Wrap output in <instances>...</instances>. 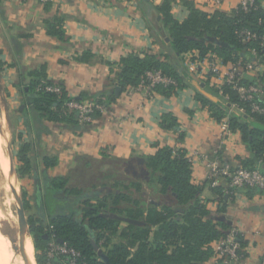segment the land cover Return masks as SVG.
<instances>
[{
  "label": "crops",
  "instance_id": "0c3cea01",
  "mask_svg": "<svg viewBox=\"0 0 264 264\" xmlns=\"http://www.w3.org/2000/svg\"><path fill=\"white\" fill-rule=\"evenodd\" d=\"M192 1L208 13L221 11L233 14L241 0ZM162 2L55 0L46 9L41 0H0V87L9 112L15 115L19 134L17 153L21 145H31L28 152L31 174L26 179L28 182L35 179L36 185L42 189L53 177L70 176L82 169L85 167L83 162L100 164L106 170L115 165L110 160H137L140 166L144 157L155 154L159 147L184 149L192 162L194 183L204 185L202 196L210 201V217L227 224V232L235 229L234 241L241 248L238 237L246 243L242 248L247 254L243 264H262L264 190L248 194L247 190L240 189L233 197H227L226 211L219 212V201L212 189L221 187L226 191L229 181L220 177L217 185L210 183L212 164L234 169L242 166L243 161L254 159V153L242 134L230 130L225 135L223 120L214 118L197 99L198 91L203 90L217 100L210 87L219 80L213 78L206 86L187 73L186 85L176 94L149 93L138 87L116 93L120 86V61L132 53L156 54L180 67L181 71L184 68V60L182 62L173 51L169 35L160 21L156 7ZM258 2L264 7V0ZM172 11L178 21H183L189 14L181 3L174 4ZM54 17L64 19L66 41L47 34L45 20ZM203 40L215 46L222 45L211 35H206ZM248 58L257 64V69H243L241 76L257 79L264 74V55L251 51ZM43 66L48 79L63 86L71 97L83 94L99 97L115 93L117 98L108 111L96 117L91 124L36 119L29 109L31 98L23 88L28 87L32 80L30 73ZM201 66L207 71L208 60ZM261 100L264 102V93ZM230 112L244 113L233 107ZM168 113L175 116L177 125L165 130L161 127V120ZM45 157L55 158L57 164L47 168ZM257 164L264 168L262 163ZM144 190L143 196L151 199L150 189L144 186ZM88 192L90 195L87 197H102L108 189L98 187ZM38 200L42 202L43 196L40 195ZM75 208H78L77 204L70 210ZM208 264L213 263L209 261Z\"/></svg>",
  "mask_w": 264,
  "mask_h": 264
},
{
  "label": "trees",
  "instance_id": "16d2710c",
  "mask_svg": "<svg viewBox=\"0 0 264 264\" xmlns=\"http://www.w3.org/2000/svg\"><path fill=\"white\" fill-rule=\"evenodd\" d=\"M176 3H181L189 11L183 21H178L173 15ZM50 5L46 3V9ZM156 9L161 16L163 28L169 35L172 49L182 62L189 53L197 59L215 53L225 64L240 62L243 65L250 61L248 54L251 51L264 55V7L258 0L255 8L245 10L239 5L233 14L221 11L208 13L198 8L192 0H163ZM45 25L49 36L61 41L67 40L62 17L46 19ZM243 31H250L255 38L243 41ZM206 35L218 38L222 45L206 43L203 40ZM120 68L119 85L124 91L137 87L150 70H160L177 83L166 87L158 85L154 89L156 92L172 95L186 85L185 67L181 71L180 67L156 54L132 53L121 59ZM30 75L32 80L23 91L31 98L29 109L36 119L66 124L81 123L78 110L70 108L69 102L82 103L89 99L97 105L109 107L117 98L115 93L99 97L85 94L71 97L61 85L59 92L49 90V86L56 84L48 79L45 66L32 71ZM213 78V74L208 75L206 86ZM238 84H259L264 89V74L257 79L241 77ZM220 89L224 96L229 97L227 103H223L225 97L219 95ZM210 91L218 99L199 90L197 99L200 104L218 121L228 117L229 129L239 131L254 153V159L243 161L242 166L248 169L260 168L257 162L264 166V112L254 111L252 105L258 101L264 107V102L261 98L243 100L229 83L221 87L212 85ZM233 105L243 107L244 113L238 115L230 112ZM100 115L101 111L94 109L93 116L96 118ZM175 125V116L170 113L163 115V129L170 130ZM30 149V144H24L17 153L18 160L24 166L19 175L21 179L31 174L28 157ZM44 162L47 168L57 164V160L51 157H45ZM83 163L85 167L92 166L91 162ZM140 167L147 174L146 181L137 178H124L121 181L112 174L107 178L114 180L113 183L109 186L107 183L100 185L108 189L105 195L78 201L81 218L70 208L76 204V198L97 188L98 184L85 190L71 186L72 175L48 180L44 188H40L43 192L42 203L49 216L48 224L34 218L29 219L38 264L46 262L45 250L51 233L55 234L57 240L62 239L61 243L80 251L86 264H208L215 253L213 243L226 236L228 226L210 217V201L202 196L204 185H197L193 181L192 162L186 151L168 146L159 147L155 154L144 157ZM260 169L264 172V168ZM144 186L151 190L152 198L149 200L143 196ZM243 189L248 194L260 190L251 187ZM212 190L219 201L218 211L225 212L227 197H233L235 192L231 193L229 188L225 191L221 187H213ZM158 197H169V200L161 202L157 200ZM238 238L243 248L246 243L241 237ZM93 242L102 249L101 254ZM239 255L242 258L247 256L243 249L239 250Z\"/></svg>",
  "mask_w": 264,
  "mask_h": 264
},
{
  "label": "built area",
  "instance_id": "2783aa9c",
  "mask_svg": "<svg viewBox=\"0 0 264 264\" xmlns=\"http://www.w3.org/2000/svg\"><path fill=\"white\" fill-rule=\"evenodd\" d=\"M44 4L54 3L55 0H41ZM240 5L245 10L256 7V0H241ZM243 41H248L255 38L250 31L242 32ZM264 40V38H263ZM141 55L143 52H139ZM192 56H191V55ZM185 56V69L188 75L199 82H205L208 79L209 74L214 75V79L219 80L216 82L218 87H221L225 83L233 85L241 98L246 101H252L256 98H261L264 93V89L259 84H252L249 86L239 85L238 80L242 77L241 71H254L257 69V64L255 62L249 61L245 65L242 63H229L225 64L223 60L215 53L208 54L203 59L194 58L192 53ZM208 60V70L205 71L202 68V63ZM227 67V68H226ZM226 68V70H223ZM176 81L164 75L160 70H150L145 73L142 77L141 83L137 86L140 89H146L149 93L155 91V87L162 85L164 87L169 85H176ZM49 90L59 92L61 90L60 85L49 86ZM219 95L224 96L223 90L220 89ZM225 100L223 103H227L229 100L228 96H224ZM254 111L264 112V107H261L259 102H253ZM68 106L70 108L77 109L79 112V121L84 124H91L95 120L93 116L94 109L100 110L101 113H106L109 107L104 105H97L92 100H86L82 103L79 102H69ZM233 108H238L244 112L243 107L239 105H233ZM228 120L223 119V132L225 135L229 133ZM190 159V158H189ZM210 181L212 185H217L220 177L228 178L229 184L228 188L234 192L245 188H257L264 190V172L260 168L248 169L243 166H238L236 168H223L217 166L216 163L212 164L210 172ZM237 231L231 229V231L226 233L225 237L220 238L213 243V248L215 250L214 255L210 259L213 264H243V258L239 255V250L242 248L234 241ZM46 262L45 264H86L82 258V254L76 248L69 246L66 243H61L57 240L54 233H51L50 241L45 250ZM264 264V261L262 262Z\"/></svg>",
  "mask_w": 264,
  "mask_h": 264
},
{
  "label": "rangeland",
  "instance_id": "374dc122",
  "mask_svg": "<svg viewBox=\"0 0 264 264\" xmlns=\"http://www.w3.org/2000/svg\"><path fill=\"white\" fill-rule=\"evenodd\" d=\"M205 83V82H203ZM0 130L4 131V135L7 139V146L10 152V158L12 160V167L15 174L16 183L14 186L8 185V182L0 173V232L6 247V251H14L17 253L19 247L17 243L19 242L17 232L19 219H21L19 213L23 209L25 211V217L22 220L24 230L30 235L33 246H34V258L37 262L36 255L37 249L35 247V240L33 235L30 233L29 219L34 218L35 220H40L46 225L49 221L48 213L43 206V203L37 199V195L41 194L40 187L35 183L36 180L32 179V182H28L26 178L21 179L19 175L22 173L23 165L18 160L17 155V142H18V129L16 127L15 115L9 112V107L4 98V91L0 87ZM8 135V136H7ZM110 163H114L112 169H104L100 164L94 163L92 166L82 167L72 173V183L71 186H75L81 189H88L93 184L107 183L108 186L113 183L114 180L109 177V175L114 174L117 179L124 178H137L142 181L147 180L146 172L140 168L137 160H130L127 162L110 160ZM131 169V170H130ZM133 172V175L131 174ZM28 178V177H27ZM126 180V179H125ZM11 188H10V187ZM97 187V188H98ZM146 190H144L143 194ZM151 191V190H150ZM90 195V192L84 193L75 203L79 208L71 209L78 218L81 217V207L80 203L84 198ZM59 197H61L59 195ZM169 197H158V201L166 202ZM75 199V198H73ZM79 201V202H78ZM80 213V216L77 214ZM19 217V218H18ZM7 241V243H6ZM10 243V244H9ZM101 249V248H100ZM102 250V249H101Z\"/></svg>",
  "mask_w": 264,
  "mask_h": 264
},
{
  "label": "bare ground",
  "instance_id": "6f19581e",
  "mask_svg": "<svg viewBox=\"0 0 264 264\" xmlns=\"http://www.w3.org/2000/svg\"><path fill=\"white\" fill-rule=\"evenodd\" d=\"M9 154L6 136L4 135V131L0 130V173L6 179L8 185L14 186L16 179ZM17 225L18 230L16 232L19 239L17 243L19 251L17 253L11 250L9 252L6 251L5 239L3 240L0 232V264H37L34 258V246L31 237L24 230L21 219H19Z\"/></svg>",
  "mask_w": 264,
  "mask_h": 264
},
{
  "label": "water",
  "instance_id": "95a60500",
  "mask_svg": "<svg viewBox=\"0 0 264 264\" xmlns=\"http://www.w3.org/2000/svg\"><path fill=\"white\" fill-rule=\"evenodd\" d=\"M202 86H204V84H202ZM122 91V88L120 86H118L116 88V93L119 94L120 92ZM21 219H24L25 217V211L22 209L19 213ZM29 228H30V225H29ZM30 233H31V229H30ZM46 237H48V235L46 234ZM60 242H63L62 239L59 240ZM93 244L95 245L96 249L99 251V253L101 254L102 253V250L100 249V247L95 243L93 242Z\"/></svg>",
  "mask_w": 264,
  "mask_h": 264
}]
</instances>
